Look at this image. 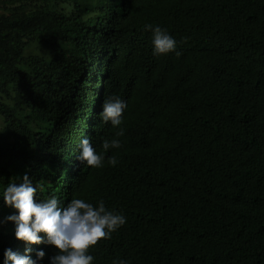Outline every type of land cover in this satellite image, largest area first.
Masks as SVG:
<instances>
[{"label":"trees","instance_id":"16d2710c","mask_svg":"<svg viewBox=\"0 0 264 264\" xmlns=\"http://www.w3.org/2000/svg\"><path fill=\"white\" fill-rule=\"evenodd\" d=\"M145 24L180 55L153 56ZM109 96L119 163L92 169L78 144L114 138ZM25 173L37 200L126 217L94 264H264V0H0V193ZM5 248L24 252L11 223Z\"/></svg>","mask_w":264,"mask_h":264},{"label":"clouds","instance_id":"9594fccd","mask_svg":"<svg viewBox=\"0 0 264 264\" xmlns=\"http://www.w3.org/2000/svg\"><path fill=\"white\" fill-rule=\"evenodd\" d=\"M144 30L151 32L153 56L180 55L175 38L167 30L151 24H145ZM214 47L226 53L233 52L228 46ZM126 107V101L119 96H109L104 100L98 116L116 129L114 138L104 140L101 145L103 152H97L85 136L78 144V162L92 169L102 168L105 163L111 167L119 163L115 154L106 159L104 152L121 148L118 137L124 135L121 125ZM38 187L25 173L19 182H8L0 193V201L12 210L11 214L0 218V227L11 223L15 240L24 245L23 254L5 248L0 264H45V247L52 249V254L47 255V264H94L95 258L90 250L99 241L110 239L126 223V217L106 208L102 199L95 205L82 198H73L67 203H61L55 196L37 200ZM34 245L45 247L34 248ZM111 264H129V261L116 258Z\"/></svg>","mask_w":264,"mask_h":264}]
</instances>
